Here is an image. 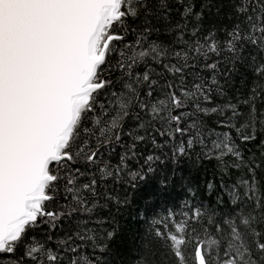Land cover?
Here are the masks:
<instances>
[{"label": "snow or ice", "instance_id": "snow-or-ice-1", "mask_svg": "<svg viewBox=\"0 0 264 264\" xmlns=\"http://www.w3.org/2000/svg\"><path fill=\"white\" fill-rule=\"evenodd\" d=\"M0 264H264V0H0Z\"/></svg>", "mask_w": 264, "mask_h": 264}]
</instances>
